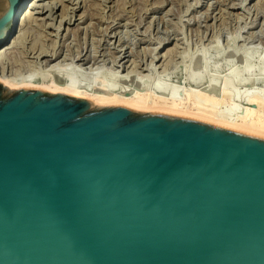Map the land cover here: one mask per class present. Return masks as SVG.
Returning a JSON list of instances; mask_svg holds the SVG:
<instances>
[{
    "label": "water",
    "instance_id": "95a60500",
    "mask_svg": "<svg viewBox=\"0 0 264 264\" xmlns=\"http://www.w3.org/2000/svg\"><path fill=\"white\" fill-rule=\"evenodd\" d=\"M0 264H264V135L0 80Z\"/></svg>",
    "mask_w": 264,
    "mask_h": 264
},
{
    "label": "rangeland",
    "instance_id": "374dc122",
    "mask_svg": "<svg viewBox=\"0 0 264 264\" xmlns=\"http://www.w3.org/2000/svg\"><path fill=\"white\" fill-rule=\"evenodd\" d=\"M38 3L55 5L54 12L58 9L55 15L64 9L66 18L72 22L77 18L84 22L77 25V21L68 31H62V23L57 30L60 18L48 20L47 24L53 21L49 27L40 19L49 11L42 15V10L35 8L37 19L22 22L24 32L21 31L19 44L0 57L1 74L57 73L36 57L45 49L47 54L57 51L71 59L86 53L89 63L85 71L96 86L101 84L95 77L99 70L110 88L151 85L160 91L163 85L184 91L194 86L219 93L228 79L233 97L222 106L228 112L243 111L248 103L243 96L246 91H264V0H39ZM74 71L75 76L84 79L79 70Z\"/></svg>",
    "mask_w": 264,
    "mask_h": 264
},
{
    "label": "bare ground",
    "instance_id": "6f19581e",
    "mask_svg": "<svg viewBox=\"0 0 264 264\" xmlns=\"http://www.w3.org/2000/svg\"><path fill=\"white\" fill-rule=\"evenodd\" d=\"M38 2L39 0H25V5L22 7L20 14L13 21V27H14L13 35L9 38L8 43L0 47V57L3 54L10 52L14 47H16V44H19L18 42L20 41V37H22L21 31L22 28H24V26H22L23 24L22 22H29L31 19L32 20L37 19V17L34 16V14H36L34 13L35 8L41 9L43 11V12L41 11L42 15L45 14L47 11H49L47 15L41 18L39 17L41 20L43 21L45 20L46 24L48 20H54L56 19V16L59 17L60 20L57 21H59L60 24L58 23L57 30L61 29L62 23L64 24L62 31H66L67 29H70V25L76 24L77 21H79L77 25H80L81 23L84 22V20H81L80 18L74 19V17H73L74 20L72 22L71 18L69 19L66 18L67 14L66 15L64 14L65 12L64 9L62 13L55 15V12L58 10L56 9V11L54 12L56 7L55 5L53 6L51 4L38 3ZM52 24L53 21L52 22L49 21L47 26L52 27L51 26ZM70 32L72 31L70 30ZM47 53L45 52L44 49L41 52L39 51V53L36 54L37 55L36 57L43 59V61L40 62H42L44 66H50L51 69L57 71V73L55 72L37 73L36 71H29L28 73H24V74L22 73L20 75H5L0 73V80L4 84L10 87H20L23 85L30 84L36 87L47 88L52 91H62L67 94L92 100L93 102L99 104H104L108 102H128L135 104L139 107L158 108L169 112L190 116V117L206 120L209 122L222 124L232 128L264 135V91H258V90L246 91L243 96L247 98L248 103L243 109V111H240L238 113H234L231 111L228 112V110L226 111L222 107L227 100H230L229 98L233 97L231 90V82L228 79L222 84L220 88L221 91L219 93L209 91L208 89L203 87H194V86H191L190 88H187L184 91L178 90L177 87H172L170 89H167L163 85L160 86L161 87L160 91L155 90L151 85L150 87L149 86L145 88L139 87L135 89H130L128 87L110 88L107 85V83H105L104 76L101 75V73H99L100 72L99 70V72L96 73L95 77L96 79L101 80V84L99 86H96L94 85L93 81H91L90 78L87 76V71H85V69L87 68L86 64L89 63V60L86 57L87 56L86 53L85 54L83 53L82 55H78V57L71 56L72 59L70 58V56L67 57L66 53L64 55L62 53L61 54L57 53V51L56 53L53 52L52 54L51 52L50 54ZM122 66L123 68H125L124 65ZM76 69L77 71L78 70L80 71V74L84 79H79L77 76H75L73 71ZM86 80H90V81H86ZM224 105H226V103Z\"/></svg>",
    "mask_w": 264,
    "mask_h": 264
}]
</instances>
